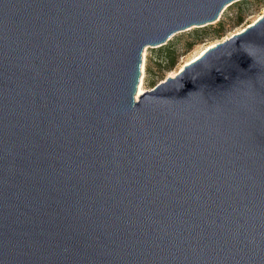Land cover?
Returning <instances> with one entry per match:
<instances>
[{
	"label": "water",
	"instance_id": "95a60500",
	"mask_svg": "<svg viewBox=\"0 0 264 264\" xmlns=\"http://www.w3.org/2000/svg\"><path fill=\"white\" fill-rule=\"evenodd\" d=\"M231 1L0 0V264H264V10L135 96Z\"/></svg>",
	"mask_w": 264,
	"mask_h": 264
},
{
	"label": "rangeland",
	"instance_id": "374dc122",
	"mask_svg": "<svg viewBox=\"0 0 264 264\" xmlns=\"http://www.w3.org/2000/svg\"><path fill=\"white\" fill-rule=\"evenodd\" d=\"M263 10L264 0H233L224 5L218 17L211 23L178 30L161 45H146L142 56L143 69H140L144 90L179 71L181 65L204 48L244 29ZM167 48L174 50V60L170 63L159 56L160 51Z\"/></svg>",
	"mask_w": 264,
	"mask_h": 264
},
{
	"label": "bare ground",
	"instance_id": "6f19581e",
	"mask_svg": "<svg viewBox=\"0 0 264 264\" xmlns=\"http://www.w3.org/2000/svg\"><path fill=\"white\" fill-rule=\"evenodd\" d=\"M243 30V29H242ZM241 31V30H240ZM213 44H211V45H209L208 47H210V46H212ZM208 47H206V48H204L202 51H200L198 54H196L195 56H193L192 58H190V59H188L183 65H181V67H180V69L185 65V64H187L188 62H190V61H192V60H194L195 58H197L200 54H202L203 53V51L205 50V49H207ZM142 56H144V50H143V52H142ZM141 68L143 69V59H142V63H141ZM179 69V70H180ZM143 71V70H142ZM175 74V72L174 73H172L171 74V76H173ZM142 80H143V77L141 76L140 78H139V83H138V88H137V93H136V97H137V95L139 94V93H141L143 90H144V88H143V85H142Z\"/></svg>",
	"mask_w": 264,
	"mask_h": 264
},
{
	"label": "trees",
	"instance_id": "16d2710c",
	"mask_svg": "<svg viewBox=\"0 0 264 264\" xmlns=\"http://www.w3.org/2000/svg\"><path fill=\"white\" fill-rule=\"evenodd\" d=\"M159 56L162 60H165L166 62L170 63L174 60V50L167 48L164 50H161L159 53Z\"/></svg>",
	"mask_w": 264,
	"mask_h": 264
}]
</instances>
